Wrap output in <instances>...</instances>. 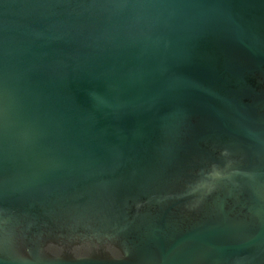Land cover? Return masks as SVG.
I'll return each mask as SVG.
<instances>
[{"label":"water","instance_id":"obj_1","mask_svg":"<svg viewBox=\"0 0 264 264\" xmlns=\"http://www.w3.org/2000/svg\"><path fill=\"white\" fill-rule=\"evenodd\" d=\"M0 264H264V0H0Z\"/></svg>","mask_w":264,"mask_h":264}]
</instances>
